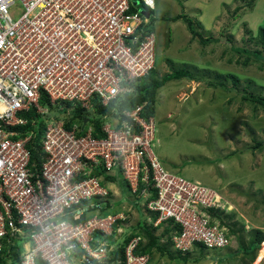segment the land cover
Masks as SVG:
<instances>
[{"label": "built area", "instance_id": "2783aa9c", "mask_svg": "<svg viewBox=\"0 0 264 264\" xmlns=\"http://www.w3.org/2000/svg\"><path fill=\"white\" fill-rule=\"evenodd\" d=\"M155 5L0 0V255L21 246L18 261L7 264H150L148 254L135 253L144 241L138 235L114 260L121 244L113 239L127 217L100 214L110 196L106 183H114L104 175H122L132 195L145 185L139 197L156 216L148 223L173 229L175 252L229 246L227 228L211 213L223 211L222 197L163 167L152 151L154 116L143 115L145 104L102 116L99 138L88 121L70 122L77 110L87 118L96 107L120 104L155 68ZM40 123L33 162L30 145Z\"/></svg>", "mask_w": 264, "mask_h": 264}, {"label": "rangeland", "instance_id": "374dc122", "mask_svg": "<svg viewBox=\"0 0 264 264\" xmlns=\"http://www.w3.org/2000/svg\"><path fill=\"white\" fill-rule=\"evenodd\" d=\"M248 2L155 0L151 15L156 76L185 68L195 81L184 78L159 88L152 151L170 173L218 192L224 208L220 219L233 228L234 235L229 234L226 250L194 246L180 257L170 248L174 260L154 254L151 264H238L240 258L220 260L238 249L237 238L247 242L252 229L264 230V108L242 99L244 92L264 96V60L235 52L243 47L264 54L256 39L258 29L264 28V0H254L252 8L246 6ZM237 7L242 8L233 17ZM182 13L196 24L203 38L215 41L202 45L192 38L183 20L171 21ZM257 143L262 144L258 149ZM116 177V182L106 185L110 190L108 213L115 210L127 217L113 239L119 246L151 216L144 209V198L128 191L122 175Z\"/></svg>", "mask_w": 264, "mask_h": 264}, {"label": "trees", "instance_id": "16d2710c", "mask_svg": "<svg viewBox=\"0 0 264 264\" xmlns=\"http://www.w3.org/2000/svg\"><path fill=\"white\" fill-rule=\"evenodd\" d=\"M254 0H250L246 4L247 7L252 8ZM242 7H237L235 11L233 12L232 16L237 17L238 16V11ZM178 20H183V22L187 25V28L192 36L193 39H198L199 42L202 45H207L210 43H213L215 40L212 38H203L201 33L196 29V24L194 25V22L187 17L184 13L176 15V17L172 18V22H176ZM151 26L154 30L153 22L151 23ZM250 34V31H248ZM260 44L261 47L264 48V28H259L257 32V38H256ZM236 53L238 54H246L249 56H252L256 60H264V54L260 51H250L246 48H236L235 50ZM247 58L246 62L247 63ZM156 66H158V57H156V62H155V68L151 70V72L145 77L142 83L137 84L135 86L134 92L131 95H128L125 97V100H123L120 104H116L115 102H112L108 107H96V111L94 112L91 117L87 118H82L80 117V112L77 110L75 112V115L70 118V122L74 121H81V122H87L91 123L93 128H94V137H102L103 134L101 133V126L105 122V119L102 116H105L107 118H110L112 116L117 117L121 114V110L123 108H130L134 107L138 104H145V111H144V116L146 118L148 117H153L155 114L156 110V105H157V92L159 88H161L165 83L170 82V81H178L182 80L184 78H189L191 81H195L193 77H190L189 71L186 70L185 68L180 69V70H174L170 74H166L162 77H157L156 76ZM230 78L234 79V82H237V79L234 76H229ZM210 86L212 85L211 83L209 84ZM217 86L219 87H224L221 83H219ZM242 99L248 102H251L261 108H264V96H255L251 95L247 92H244L242 94ZM44 104V102H42ZM114 109V110H113ZM116 110V111H115ZM25 117L29 118V121L31 118H34V114L30 112L28 115ZM30 126L29 124L27 125L28 129ZM41 129H43L42 124H39V127L37 128V136L35 139L32 141L30 145V151H31V156H32V161H37L39 160V146H40V139L42 136ZM261 143L256 144V149L261 147ZM97 176H103V172L97 171ZM104 180L108 182H115L116 178L112 176H105L104 175ZM104 184V183H103ZM145 187V185L140 182L139 183V188L138 192L134 194L133 196L139 197L141 190ZM129 191V189H128ZM149 192V199H153L156 197V192L152 188H148L147 190ZM111 210V206L108 203V201H105L103 204V207L100 211L101 215L106 214L108 211ZM112 214L118 213V211L112 210ZM211 213L214 217H217L220 224L228 227V236L229 234L234 235V230L232 227L229 225L225 224L224 221L220 219V214L222 213L221 211L217 210H211ZM150 218L152 220L156 219V216L154 214H150ZM116 228V227H115ZM137 228V227H136ZM135 228V229H136ZM159 228H162V231L159 234H156V232L159 230ZM153 227L152 224L145 223L143 225L138 226V232L129 234L127 237H125L120 245V247L117 248L115 253L113 254L114 260L120 259L123 253V247L124 245L134 236H140L144 241L140 244L138 249L136 250V254H148L150 257L149 263L151 264V261L153 259L154 254H158L160 257H166L169 260H174L175 255L172 254L170 248L172 249L171 242H170V234L173 231V229H170L169 226H159ZM264 243V230L261 229H252L248 233V240L247 242H244L243 240H240V238H237V245L238 249L233 251L232 253H226V257H223L220 262H224L228 259H236L240 258L238 264H252L255 259L257 252L260 250V247ZM197 248L203 249L204 248L200 245H196ZM20 244H16L11 247H5L2 254L0 255V264H7L8 260H11L13 262L18 261V254L20 251ZM228 249L225 248V250ZM176 254H179L180 257L185 256L182 253L177 252ZM188 253H186L187 255ZM226 259V260H225ZM38 264H44L42 262H39Z\"/></svg>", "mask_w": 264, "mask_h": 264}, {"label": "bare ground", "instance_id": "6f19581e", "mask_svg": "<svg viewBox=\"0 0 264 264\" xmlns=\"http://www.w3.org/2000/svg\"><path fill=\"white\" fill-rule=\"evenodd\" d=\"M264 261V244L261 245L260 250L257 253V257L252 264H261Z\"/></svg>", "mask_w": 264, "mask_h": 264}, {"label": "water", "instance_id": "95a60500", "mask_svg": "<svg viewBox=\"0 0 264 264\" xmlns=\"http://www.w3.org/2000/svg\"><path fill=\"white\" fill-rule=\"evenodd\" d=\"M142 14L145 16V17H147L149 14H148V12H146V11H142Z\"/></svg>", "mask_w": 264, "mask_h": 264}, {"label": "crops", "instance_id": "0c3cea01", "mask_svg": "<svg viewBox=\"0 0 264 264\" xmlns=\"http://www.w3.org/2000/svg\"><path fill=\"white\" fill-rule=\"evenodd\" d=\"M218 1V0H217Z\"/></svg>", "mask_w": 264, "mask_h": 264}]
</instances>
